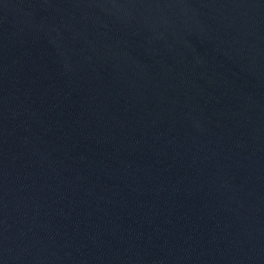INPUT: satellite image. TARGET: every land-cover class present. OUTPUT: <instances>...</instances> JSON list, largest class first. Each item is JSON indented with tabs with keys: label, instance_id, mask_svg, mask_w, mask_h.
I'll use <instances>...</instances> for the list:
<instances>
[{
	"label": "water",
	"instance_id": "obj_1",
	"mask_svg": "<svg viewBox=\"0 0 264 264\" xmlns=\"http://www.w3.org/2000/svg\"><path fill=\"white\" fill-rule=\"evenodd\" d=\"M0 264H264V0H0Z\"/></svg>",
	"mask_w": 264,
	"mask_h": 264
}]
</instances>
